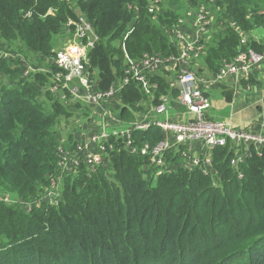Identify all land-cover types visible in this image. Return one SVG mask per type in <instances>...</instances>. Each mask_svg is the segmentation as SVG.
Wrapping results in <instances>:
<instances>
[{
	"label": "trees",
	"instance_id": "1",
	"mask_svg": "<svg viewBox=\"0 0 264 264\" xmlns=\"http://www.w3.org/2000/svg\"><path fill=\"white\" fill-rule=\"evenodd\" d=\"M216 3L221 21L234 22L239 32L225 28L206 44L204 61L212 75L237 54L239 33L260 29L264 34V0ZM148 6L136 0H0V37L19 44L20 54L46 59L53 56V37L80 13L99 37L88 59L97 74V89L105 91L122 77V45L132 59L177 54L169 38L177 15L171 9L151 15ZM26 12H31L29 19L23 18ZM247 40L255 51L264 50V41ZM116 42L120 50L110 53ZM115 54L122 58L119 71ZM49 77L23 79L19 67L0 62L4 198L31 203L55 174L58 128L72 104L42 90ZM151 82L158 86L152 102L157 105L169 87L156 76ZM119 97L131 109L146 96L130 83ZM121 116L125 122L134 120L127 109ZM132 138L139 148L154 145L162 134L151 127ZM109 143L104 165L109 163L111 176L104 165L89 175L80 167L77 175L64 178L58 205L39 203L24 213L0 201V264H264V147L259 156L251 148L238 178L229 144L209 151L211 174L182 166L157 174L146 157L128 151L121 140L111 138Z\"/></svg>",
	"mask_w": 264,
	"mask_h": 264
},
{
	"label": "built area",
	"instance_id": "2",
	"mask_svg": "<svg viewBox=\"0 0 264 264\" xmlns=\"http://www.w3.org/2000/svg\"><path fill=\"white\" fill-rule=\"evenodd\" d=\"M160 8L159 2L154 1L148 6V13L153 15ZM31 17V12L24 14L25 19ZM190 24L194 31L191 37H187L183 28ZM237 26L231 21L218 22L213 25V21L207 15H196L191 19H180L169 31V38L178 44L179 49L176 55L161 56L159 54H143L138 59L130 58L125 52L124 45L121 46L124 57V69L122 77L107 90L97 89V74L90 66L88 53L99 41L92 24L83 16L79 15L75 20H69L64 29L71 33L72 43L63 51L53 54L52 64L56 70L33 66L23 54L10 49L0 50V62L16 63L21 69L22 78L27 79L35 74H49V82L43 86L42 90L48 92L54 99L62 104H75L83 102L85 105L99 110L107 107L118 96L120 91L130 83H136L144 96L154 98L157 91V83L151 82V78L157 76L159 72H174L178 82V95L176 101L193 115V119L186 122L166 121L144 124L141 126L130 127V135L118 132L117 130H107L105 121H102L96 132L81 136L71 149H65L59 145L57 150L56 163V187L45 190L44 194L37 200L31 202L33 206L42 203L49 206L59 204L58 186L66 177L77 175L80 167L87 170L88 175L96 172L105 163L107 149H110L109 139L121 140L124 147L131 153L146 157L149 167L154 173L169 172L166 167V155L177 146L200 145L205 150L211 151L215 148L225 147L227 144L232 146L234 157L231 166L238 178H241L240 166L245 162V156L239 152L240 146L248 151L250 156L251 148H254L257 155L259 150L264 147V137L258 134L243 132L231 128L223 122L210 121L206 119V113L210 108L209 92L211 88L228 78L248 77L253 68L264 67V50L257 52L247 45L248 40L241 38L237 54L230 60L223 61L218 71L206 78H198L191 71L190 66L200 59L206 45L200 40V36L210 38L218 31L225 28H234L238 32ZM131 31V30H130ZM127 32L124 40L129 35ZM16 66V67H17ZM200 84L199 86H196ZM168 110V100L165 96L158 97V104L154 106L157 115H163ZM104 119L108 114L101 110ZM110 119V117H109ZM151 127L160 130L162 138L154 145L148 143L141 147L133 146L132 134L143 132ZM170 136L172 140L166 139ZM199 167L211 174L209 160L199 157L189 160L185 168ZM207 169V170H205ZM54 180L51 181L53 186ZM8 198L0 196V201L7 204ZM21 204L22 201H19ZM18 202V203H19ZM15 204L17 203L14 202ZM20 206V205H19Z\"/></svg>",
	"mask_w": 264,
	"mask_h": 264
},
{
	"label": "crops",
	"instance_id": "3",
	"mask_svg": "<svg viewBox=\"0 0 264 264\" xmlns=\"http://www.w3.org/2000/svg\"><path fill=\"white\" fill-rule=\"evenodd\" d=\"M217 23V22H215ZM260 30V29H259ZM239 32V30H238ZM193 32L187 28V37H191ZM240 36L244 37L245 34L239 33ZM246 39L252 38L254 41L261 43L264 41V34L260 30L259 32H253L246 34ZM203 44L206 45L210 38H206L204 35L200 36ZM177 49H179L178 44H176ZM204 54L201 55L200 59L194 62L190 69L194 75L198 78H206L212 75V71L207 68L204 61ZM172 72L161 71L157 74L158 79L164 80L168 84V95H163L168 100V110L163 115H157L154 112V104L152 103L154 98L142 97V99L134 105V107H139L140 110H137L135 115L132 114L134 120L132 122H125L122 120V117L114 116V112L120 115V112L124 108L117 111L119 106L117 103L111 102L109 106L95 110L90 108L87 105V108L90 110L88 120L89 123L86 125H81L85 131L82 135L93 134V131L102 125V121H105L107 127H104L107 130H117L118 132L125 133L130 135V127L135 124V119L141 115V119L150 120L148 124L151 126L156 122H166V121H179L186 122L193 119V115L189 113L184 107L178 104L176 101L175 92L178 91V82L173 76ZM197 84L196 86H199ZM171 90V91H170ZM162 96V95H161ZM154 97V96H152ZM147 101H146V100ZM210 99V108L206 113V119L210 121L223 122L229 125L231 128L243 132L258 134L264 137V67L259 66L253 68L250 75L245 78H228L225 81L213 86L209 92ZM116 102L121 101V98L115 99ZM80 103L77 102L68 107L70 112L74 111L76 106ZM140 103V104H139ZM84 104V103H83ZM158 104V103H157ZM114 106V107H113ZM101 110H104L109 117L104 119V116L101 115ZM137 114V115H136ZM86 119V118H85ZM87 120V119H86ZM59 134H57V141L59 145L60 134L63 133V123L61 122L58 128ZM75 137L78 134L73 133ZM89 134V135H90ZM78 137H81L78 135ZM166 139L172 140L170 136H167ZM73 145H70L68 148L64 146L65 149H71ZM239 152L244 155L245 161L248 159V151L244 146H240ZM179 154L177 158L174 156L168 158L171 154ZM176 155V154H175ZM211 153L208 150H205L200 145H184L173 147L168 154L166 155V167L169 170H173L175 166L187 167L190 158L201 157L209 160L210 162ZM168 158V160H167ZM209 171L212 172V168H209Z\"/></svg>",
	"mask_w": 264,
	"mask_h": 264
},
{
	"label": "rangeland",
	"instance_id": "4",
	"mask_svg": "<svg viewBox=\"0 0 264 264\" xmlns=\"http://www.w3.org/2000/svg\"><path fill=\"white\" fill-rule=\"evenodd\" d=\"M154 1H158L159 5H160V8H158L155 13L161 12V14L163 15V12H165L167 9H171L177 15L176 19H178V20H180V19H191V18H193L196 15H204V16L207 15L209 18L212 19L213 25H215V22H217V21L218 22L219 21L223 22V21H221L222 19H220V17H219L220 10H219V7L217 5L218 1L216 3V0H142L140 3L136 0L137 4H141L142 3V4H144V6H147V5L151 4ZM71 7L75 8V4L71 3ZM133 8H134V10L136 9L135 7H133ZM74 10L76 11V9H74ZM162 10H163V12H162ZM79 15H81V14L77 13V16H79ZM23 18H24V15H23ZM187 28L189 30H191V32L194 31L193 26H191L190 24H187L183 28V32L186 34V36H187ZM237 28H238V26H237ZM255 32H259L260 33V30L256 29ZM244 37H246V35H244ZM70 43H72L71 33H68L63 28L56 36L53 37V39L51 40L50 47H51V50H52L53 54L55 55L56 52L63 51L67 47H69ZM18 48H21V47L16 42L8 41L7 39H5L3 37H0V50H2V49H10L12 51H17L18 52V50H17ZM119 50H120V42L112 43L110 53L112 51H119ZM21 54H23L25 57H27V60L35 67L48 69L50 71H52L51 67H54L53 64H52L54 56L53 57L51 56V57H48V58L44 59L40 55L29 56L28 54H24L22 52H21ZM113 59L114 60L115 59L119 60L120 65H119L118 71L121 70V68H122L121 55L115 54ZM6 63L8 64V66L10 68H14L15 66H17L16 63H9V62H6ZM123 69H124V58H123ZM172 74H173V76H175L174 72ZM120 79L121 78H119L118 81ZM177 95H178V92H177ZM177 95H176V97H177ZM115 99H117V98H115ZM115 99H114V104L117 103L119 105L116 108L117 111L122 109V108H124L123 110L127 109L130 113L132 112V114L135 115L136 111L140 110L139 107H134V108L129 109L128 105L122 103V100L119 101V102H116ZM68 111H69L68 112L69 115L66 118H64L63 121H62V123H63V133L60 134V136H59V138L61 139L59 141V143L63 144V145L65 143L64 146H66L67 148L70 145H73V144L75 145V142H77V141H79L81 139V137H78V135H80V136H86L87 135V134L86 135H82L84 133V131H85V129L82 126L89 123V121H88L90 119L89 115H91L89 113L90 110L83 103H80L78 106H76L74 111L70 112L69 109H68ZM122 112H120V115L117 114L116 112H114V116L122 117L121 116ZM135 120H136V122H134L135 123L134 126H136V125L141 126V125H144V124H148L150 122V120L141 119V115L138 116L137 119H135ZM98 129L99 128H96L93 132H96ZM73 133L78 134L77 137H75V135ZM57 134H59V132ZM175 154L169 155L168 158H171L173 156L175 158H177L179 156V154H177V153H175ZM168 158H167V160H168ZM199 158H201V157H199ZM191 159L192 158H190L189 160H191ZM201 159H204V158H201ZM108 166H109V163L106 162V164L104 165V169H105V173L107 174V176L110 177L111 176V172L108 170V168H109ZM180 166H182V165H180ZM205 170H207V169H205ZM56 176L57 175H56V171H55V174H53L50 177L48 184L44 187L42 195L44 194L46 189L50 190V189L56 187V185H57V181H56L57 177ZM52 180H54L53 186H52V183H51ZM62 185H63V181H61L59 183V186H58L59 202L62 199ZM6 198L9 199L8 200L9 203H7V205H9V206H12V205L13 206H19L20 205L19 209H21V211H23L24 213L30 212V210H32V208H33V204L32 203H27V202L24 201L21 204L19 201H17V203L15 204L14 202H16V200L14 198H12V196L11 197H6ZM23 212H21V213H23Z\"/></svg>",
	"mask_w": 264,
	"mask_h": 264
}]
</instances>
